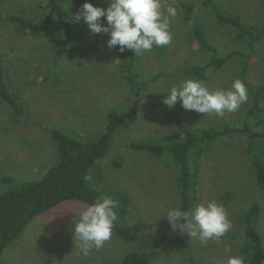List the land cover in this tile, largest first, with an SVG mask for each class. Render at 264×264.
Listing matches in <instances>:
<instances>
[{
	"label": "rangeland",
	"instance_id": "obj_1",
	"mask_svg": "<svg viewBox=\"0 0 264 264\" xmlns=\"http://www.w3.org/2000/svg\"><path fill=\"white\" fill-rule=\"evenodd\" d=\"M36 1L5 0L0 5V60L5 82L26 105V113L15 118L12 107L0 99V193L40 180L58 162L53 138L56 130L91 143L107 131L110 113L128 117L136 112L138 119L127 120L117 130L105 156L89 172L91 185L102 196L118 202L117 220L128 226L135 238L125 240L113 229L111 239L85 257L75 246L74 228L78 212L89 205L68 201L31 221L5 249L2 263L108 264L132 252H145L150 264H227L229 255L242 256L241 217L254 203L261 208L258 230L264 242V187L252 158H264L263 136L254 141L240 133L222 137L198 160V200L192 207L212 200L222 204L232 224L225 236L205 245L187 234L174 232L166 218L170 209L183 211L181 201L184 203L179 185L182 167L175 164L169 149L172 142L166 136L179 132L182 141L191 130L246 123L262 135L264 112H249L253 105L249 93L247 103L222 117L185 110L181 105L169 109L162 102L173 86L194 78L178 69L203 65L212 55L194 37L181 7L183 2L196 7V18L219 56L235 49L254 53L255 62L248 61L247 77L254 84L264 83V39L253 43L254 48L247 40L238 41L237 30L220 23L215 9L219 1L223 10L238 14L250 26H260L264 23V0H213L211 5L206 0H162L164 16L170 6L177 8L169 28L172 41L166 52L154 47L143 55L135 54L133 66L119 46L108 47V33L94 34L83 26L78 32L84 36L56 60L59 28L51 32L54 34L23 35L3 18L8 11L24 9ZM95 2L105 9L110 4V0ZM243 59L235 56L223 66L209 68L205 85L210 90H228L235 80L244 82ZM130 73H137L134 81H129ZM133 85L140 88L139 94ZM261 106L264 107V96ZM142 142L162 146L165 151L160 156L133 148V144ZM189 157L192 163L196 161L195 149ZM231 232L237 236L228 237ZM157 235L164 239L162 248L153 244ZM226 246L231 248L230 253L225 252Z\"/></svg>",
	"mask_w": 264,
	"mask_h": 264
},
{
	"label": "trees",
	"instance_id": "obj_2",
	"mask_svg": "<svg viewBox=\"0 0 264 264\" xmlns=\"http://www.w3.org/2000/svg\"><path fill=\"white\" fill-rule=\"evenodd\" d=\"M5 0H0V5ZM217 1V0H216ZM90 2L94 6H98L95 0H38L26 8L8 11L4 17L9 21L18 34H42L51 33L53 30L60 32L56 48V60L64 57L66 51L70 50L78 42V38L84 36L78 32L79 27H88L83 20L76 22L74 15L82 11L84 3ZM207 5L214 3L213 0H206ZM170 5L171 2H170ZM181 7L185 11V19L191 23L194 37L200 42L201 46L209 50L212 55L209 61L203 65H194L178 69L179 72L190 74L197 80L206 83L207 70L213 66L219 67L227 64L230 59L235 56H241L245 65L242 69L244 84L248 89L250 99L253 105L249 108V112H264L261 102L264 96V83L257 85L247 77L249 73V62H255V55L251 52H241L237 49L228 52L223 56H219L218 49L211 44L206 35L205 29L196 18V7L192 4L183 2ZM217 18L222 24H228L234 27L236 39L247 40L254 48L253 43L264 39V23L260 26H250L243 21V18L231 11L223 10V6L217 1ZM187 10V11H186ZM102 23H107L106 17L101 18ZM90 30V29H89ZM247 44V43H246ZM248 45V44H247ZM160 51H167L168 45L163 47H155ZM154 49V48H153ZM249 53V54H248ZM123 57L131 62V66L136 61V56L132 50L123 52ZM134 57V58H133ZM246 59V61H245ZM134 60V61H132ZM249 61V62H248ZM126 71V70H125ZM129 73V72H128ZM5 71L3 63L0 60V99L6 103L12 110L13 116L22 117L26 113V105L11 89L9 90L4 77ZM131 80H135L137 73H130ZM135 93L139 94L140 88L133 85ZM20 88L19 86H17ZM179 104L176 105V107ZM183 109V107H182ZM137 120L136 112L129 114L128 117L121 113H110L108 129L91 143L84 142L75 137L65 134L61 130L54 132V141L58 152V162L50 168L43 178L38 181H27L20 185H15L8 190L0 193V264L2 263V255L5 249L17 239L25 230L28 224L37 216L51 210L52 208L66 203L68 201H80L87 205H91L95 200L104 196L100 191L91 185L89 181V172L94 164L103 158L108 150L112 137L117 130L124 125L127 120ZM236 133L245 134L250 141L256 140L260 134L255 131L248 123L244 125H225L204 129L202 131L191 130L187 138L181 141L179 132L167 135V140L172 142L169 149L173 153L175 164L181 165L182 172L179 176V185L181 196L184 197V203L181 201L183 211L193 209L198 200V176L200 174L199 158L212 145L215 140L222 137L233 135ZM135 149L148 150L154 155H162L165 151L164 147L142 142V144H133ZM195 149L196 161L190 160V153ZM252 153V152H251ZM253 164L256 168L257 178L264 187V158L253 157ZM179 164V165H178ZM190 192V193H188ZM230 193L224 195H230ZM182 199V198H181ZM187 209V210H186ZM182 210V209H181ZM118 214V208L114 209ZM261 208L258 203H254L252 208L246 210L241 217L244 222V230L240 233L241 255L245 260V264H263L264 263V242L258 230L259 217ZM128 226L120 223L118 220L114 222V231L123 239L133 241L135 236ZM237 234L232 233L228 237H236ZM157 242L153 244L161 247L164 239L157 235ZM108 264H150V256L145 252H132L125 255L120 261ZM214 264V263H204Z\"/></svg>",
	"mask_w": 264,
	"mask_h": 264
},
{
	"label": "clouds",
	"instance_id": "obj_3",
	"mask_svg": "<svg viewBox=\"0 0 264 264\" xmlns=\"http://www.w3.org/2000/svg\"><path fill=\"white\" fill-rule=\"evenodd\" d=\"M161 9L162 0H110L106 9L86 2L82 11L74 15V20L78 22L83 18L94 34L108 33L109 48L119 46L121 53L132 50L136 55H143L172 41L169 28L171 19L177 15V8L170 6L167 16ZM102 17H106V26ZM248 98V89L240 79L235 80L228 90H210L201 80L187 79L173 86L162 102L169 109L179 104L185 110L222 117L226 112H236ZM117 206L116 200L104 196L78 212L74 242L85 257L93 248L99 251L111 239L114 222L118 219L114 211ZM166 218L174 232L187 234L191 240H199L205 245L211 239L219 240L232 227L225 207L215 200L206 205L198 204L189 211L170 209ZM225 252L230 253L231 248L226 246ZM227 264H245V260L242 256L229 255Z\"/></svg>",
	"mask_w": 264,
	"mask_h": 264
}]
</instances>
